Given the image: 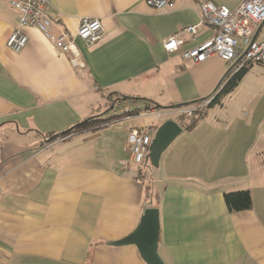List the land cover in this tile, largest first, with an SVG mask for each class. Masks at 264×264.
Segmentation results:
<instances>
[{"label": "crops", "instance_id": "obj_1", "mask_svg": "<svg viewBox=\"0 0 264 264\" xmlns=\"http://www.w3.org/2000/svg\"><path fill=\"white\" fill-rule=\"evenodd\" d=\"M170 1L160 13L144 0H51L54 36L75 37L86 18L104 26L92 48L75 39L86 63L76 69L36 28L24 30L21 53L10 51L20 15L0 0V264H146L134 246L106 244L136 229L149 187L165 264H264V115L227 126L217 112L205 120L208 109L150 175L121 166L131 130L180 124L172 107L211 97L235 64L182 59L215 34L209 26L168 54L164 41L201 17L200 0ZM207 1L235 10L244 0ZM93 118L110 122L61 137ZM246 190L252 208L230 213L224 194Z\"/></svg>", "mask_w": 264, "mask_h": 264}, {"label": "built area", "instance_id": "obj_2", "mask_svg": "<svg viewBox=\"0 0 264 264\" xmlns=\"http://www.w3.org/2000/svg\"><path fill=\"white\" fill-rule=\"evenodd\" d=\"M11 6L19 13L20 20L17 28L10 34L6 47L13 53H21L29 41L24 30L27 28L38 29L47 40L54 43L57 50L69 56V61L76 69H84L86 63L75 41L79 39L88 48L97 45L104 36V26L101 20L83 19L80 22L76 36L66 32L58 36L52 34L54 22L50 16L51 0H9ZM145 3L164 13L173 6L170 0H144ZM199 25L190 26L164 41L163 47L168 54H176L184 45L181 35H197L200 26L213 27L216 32L209 39L181 53L184 61L193 64L204 63L211 57H218L226 63H240L233 69L237 72L246 65L259 64L264 66V0H244L235 10L225 6L217 7L207 0H200ZM242 44L245 47H242ZM221 91V89H220ZM220 91L208 100L182 108V116L195 117L199 120L207 110L213 99ZM153 113V112H152ZM158 119L169 117V113L155 112ZM156 128L152 125L134 128L128 134L125 149L128 159L121 162L125 169L131 167L146 168V157ZM2 188L0 186V195Z\"/></svg>", "mask_w": 264, "mask_h": 264}, {"label": "water", "instance_id": "obj_3", "mask_svg": "<svg viewBox=\"0 0 264 264\" xmlns=\"http://www.w3.org/2000/svg\"><path fill=\"white\" fill-rule=\"evenodd\" d=\"M239 63L240 60L233 65L229 73L233 71ZM222 83L223 81L216 88L212 96L220 91ZM209 98H205L191 104L173 106L172 109H182L197 105ZM183 131L184 130L180 124L172 118L163 122L155 131L149 147V154L145 160L146 164H149L150 168L158 169L160 167L163 154L170 148L176 139L182 135ZM159 238V209L152 207L151 204H149V206L144 209L138 226L130 235L118 241L107 242L106 245L113 248L134 246L146 264H165L159 255Z\"/></svg>", "mask_w": 264, "mask_h": 264}, {"label": "rangeland", "instance_id": "obj_4", "mask_svg": "<svg viewBox=\"0 0 264 264\" xmlns=\"http://www.w3.org/2000/svg\"><path fill=\"white\" fill-rule=\"evenodd\" d=\"M230 10H234V9H230ZM242 47L245 46L242 44ZM246 67L248 71L243 76L239 85L223 97L221 104L215 105L214 107L210 108L209 114L207 118H205V120L211 119L215 114V112H217L216 122L219 121L223 125H227V126L231 125V121L236 117H239L238 119L242 120V124L248 125V119H251L253 115H257V114L264 115V66L259 64H252V65H246ZM234 73H236V71ZM132 107L134 108L135 106ZM165 112L169 113L168 111ZM181 118H186V116L185 117L181 116ZM187 118H189L188 120H191L190 118H194L195 120H197L195 117H187ZM260 127L261 129L264 128V122L261 121ZM154 134L155 131L153 133V136ZM131 168H132L131 169L132 173L136 172V174H138V171H136V167H131ZM151 169L152 168H148L146 170L147 173L143 171L144 175L146 174L150 175L151 172L157 170V169H152V170ZM146 197L148 203L149 202H151V204L155 203L156 196L154 195L153 188L150 187L147 188Z\"/></svg>", "mask_w": 264, "mask_h": 264}, {"label": "trees", "instance_id": "obj_5", "mask_svg": "<svg viewBox=\"0 0 264 264\" xmlns=\"http://www.w3.org/2000/svg\"><path fill=\"white\" fill-rule=\"evenodd\" d=\"M247 71L248 69L245 66L242 69L238 70L236 73H234V71L230 72L221 85L220 93L213 99L207 110L214 107L215 105L221 104L223 97L239 85V83L241 82L243 76L246 74ZM207 110L203 113L200 119L203 118ZM181 119L182 120L180 121L182 123L180 122L181 124L180 126L183 128V130L191 132L196 128L198 120H195L194 118H190L191 120H188L189 118L187 117ZM109 122L110 120L100 121V120H95V118L85 120L80 124H77L74 128H72L68 132L62 134L61 137L65 138L73 133H77L81 131L95 130L98 127L108 124ZM146 167L150 168V165L147 164ZM224 201L230 213H240V212L248 211L253 206V199L251 193L247 190L226 193L224 194Z\"/></svg>", "mask_w": 264, "mask_h": 264}]
</instances>
